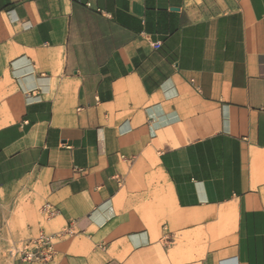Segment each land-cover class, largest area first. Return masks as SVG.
<instances>
[{"label":"crops","instance_id":"obj_1","mask_svg":"<svg viewBox=\"0 0 264 264\" xmlns=\"http://www.w3.org/2000/svg\"><path fill=\"white\" fill-rule=\"evenodd\" d=\"M69 228L61 264H264V0H0L1 255Z\"/></svg>","mask_w":264,"mask_h":264},{"label":"built area","instance_id":"obj_2","mask_svg":"<svg viewBox=\"0 0 264 264\" xmlns=\"http://www.w3.org/2000/svg\"><path fill=\"white\" fill-rule=\"evenodd\" d=\"M40 211L46 221L54 219L60 214L59 210L49 203L43 205ZM73 234L74 231L71 228L54 234L41 231L36 236L13 245L9 249L8 255L20 264H61L57 260L56 243L65 236Z\"/></svg>","mask_w":264,"mask_h":264},{"label":"rangeland","instance_id":"obj_3","mask_svg":"<svg viewBox=\"0 0 264 264\" xmlns=\"http://www.w3.org/2000/svg\"><path fill=\"white\" fill-rule=\"evenodd\" d=\"M23 227H24V225H23ZM11 247H9L8 249L5 250L4 255H1V251H0V264H20V263L15 262L12 258L9 257L8 251Z\"/></svg>","mask_w":264,"mask_h":264}]
</instances>
